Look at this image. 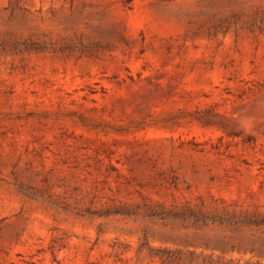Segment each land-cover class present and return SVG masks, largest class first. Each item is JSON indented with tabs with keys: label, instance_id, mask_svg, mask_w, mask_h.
I'll use <instances>...</instances> for the list:
<instances>
[{
	"label": "rangeland",
	"instance_id": "1",
	"mask_svg": "<svg viewBox=\"0 0 264 264\" xmlns=\"http://www.w3.org/2000/svg\"><path fill=\"white\" fill-rule=\"evenodd\" d=\"M0 264H264V0H0Z\"/></svg>",
	"mask_w": 264,
	"mask_h": 264
}]
</instances>
